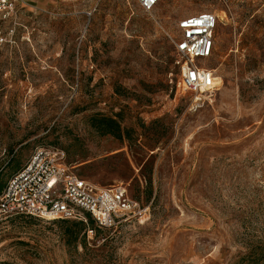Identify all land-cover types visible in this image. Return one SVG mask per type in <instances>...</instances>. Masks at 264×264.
Returning a JSON list of instances; mask_svg holds the SVG:
<instances>
[{"label": "rangeland", "instance_id": "374dc122", "mask_svg": "<svg viewBox=\"0 0 264 264\" xmlns=\"http://www.w3.org/2000/svg\"><path fill=\"white\" fill-rule=\"evenodd\" d=\"M204 11L216 87L183 92L179 22ZM19 21L0 51V181L52 145L147 211L77 240L61 218L1 219L0 264H264V0H24Z\"/></svg>", "mask_w": 264, "mask_h": 264}, {"label": "built area", "instance_id": "2783aa9c", "mask_svg": "<svg viewBox=\"0 0 264 264\" xmlns=\"http://www.w3.org/2000/svg\"><path fill=\"white\" fill-rule=\"evenodd\" d=\"M158 1L139 0L148 11ZM23 3L24 0H0V51L16 42ZM217 25V14L209 11L179 22L181 37L175 41V46L181 65L178 83L183 92L215 89L216 76L204 60L213 54ZM146 211L130 196L127 184L99 186L88 181L67 162L65 151L52 145L37 147L11 174L0 194V220L30 215L88 222L91 216L98 228L113 229L124 220L144 216Z\"/></svg>", "mask_w": 264, "mask_h": 264}, {"label": "trees", "instance_id": "16d2710c", "mask_svg": "<svg viewBox=\"0 0 264 264\" xmlns=\"http://www.w3.org/2000/svg\"><path fill=\"white\" fill-rule=\"evenodd\" d=\"M97 129L103 135L112 134V135H115L116 137L121 138V139L124 137L120 122L116 118H113V117H102V118H100V124L97 127ZM6 183L4 184L3 181H0V194H1L4 186L6 185ZM61 220L72 222L75 225L76 229L70 230V236H72L74 238V240H77L79 234L83 230H85V233H86V231H87V229H89V227H90V229H95V227L98 228L95 225V221L91 216H88V222H84L82 220H68V219H61ZM99 229H101V228H99Z\"/></svg>", "mask_w": 264, "mask_h": 264}]
</instances>
